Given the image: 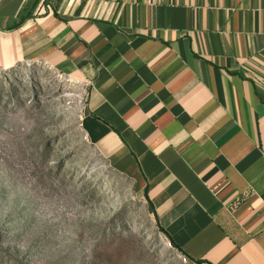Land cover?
<instances>
[{
	"label": "crops",
	"instance_id": "obj_1",
	"mask_svg": "<svg viewBox=\"0 0 264 264\" xmlns=\"http://www.w3.org/2000/svg\"><path fill=\"white\" fill-rule=\"evenodd\" d=\"M37 60L186 256L264 264V0H0V68Z\"/></svg>",
	"mask_w": 264,
	"mask_h": 264
},
{
	"label": "rangeland",
	"instance_id": "obj_2",
	"mask_svg": "<svg viewBox=\"0 0 264 264\" xmlns=\"http://www.w3.org/2000/svg\"><path fill=\"white\" fill-rule=\"evenodd\" d=\"M89 82L0 68V264H196L83 130Z\"/></svg>",
	"mask_w": 264,
	"mask_h": 264
},
{
	"label": "trees",
	"instance_id": "obj_3",
	"mask_svg": "<svg viewBox=\"0 0 264 264\" xmlns=\"http://www.w3.org/2000/svg\"><path fill=\"white\" fill-rule=\"evenodd\" d=\"M17 24H20V22H18ZM153 212H154V214H155L156 221H157V224H158L159 228H160L162 231H164L166 234H168V231H167V230L164 228V226H162V225L159 223V221L157 220V215H156L155 210H153ZM170 240H171V239H170ZM171 242H172V243H173L178 249L181 250V248H180V246H178V244L174 243L173 240H171ZM195 261L201 262V261H203V260H202V259H197V260H195Z\"/></svg>",
	"mask_w": 264,
	"mask_h": 264
}]
</instances>
